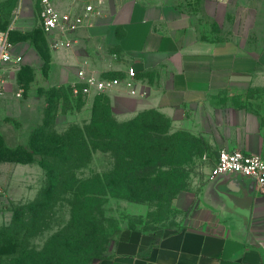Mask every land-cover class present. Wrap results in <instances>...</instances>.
I'll return each mask as SVG.
<instances>
[{
	"label": "crops",
	"instance_id": "0c3cea01",
	"mask_svg": "<svg viewBox=\"0 0 264 264\" xmlns=\"http://www.w3.org/2000/svg\"><path fill=\"white\" fill-rule=\"evenodd\" d=\"M55 2L76 14L88 4ZM35 4L41 9L39 0H18L19 16L6 28L22 65L38 68L44 58L28 38ZM100 10L75 33L71 49H51L47 38L49 85L69 86L82 68L127 78L134 66L136 92L122 84L105 93L118 119L157 110L172 132L205 138L219 151L264 156L263 117L246 106L248 89L264 85V41L250 47L251 39L264 38V0H103ZM4 76L8 97L14 73L8 67ZM96 95L85 96L91 106ZM177 203L185 213L180 228L124 229L102 264H264V194L252 179H208L180 191Z\"/></svg>",
	"mask_w": 264,
	"mask_h": 264
},
{
	"label": "rangeland",
	"instance_id": "374dc122",
	"mask_svg": "<svg viewBox=\"0 0 264 264\" xmlns=\"http://www.w3.org/2000/svg\"><path fill=\"white\" fill-rule=\"evenodd\" d=\"M78 1L89 4L97 2ZM17 2L4 0L0 29L6 28L11 20L16 19ZM30 18L32 30L28 38L42 54L44 63L38 68L22 64L10 66L15 80L13 92L8 97H3L4 94L0 97V231L12 226L15 212L23 206L25 213L22 221L14 225L11 232L14 234L19 231L18 240L29 247L41 248L50 241L61 244L81 230L85 233L92 227L96 229L97 243L102 252L90 264H102L110 256L124 229L150 232L180 228L185 217L177 203L180 192L158 193L155 198L143 202L118 195L90 199L88 204L78 202L71 190H67V185L75 179L94 176L97 170L107 165L108 157L104 153H97L90 164L81 155L56 158L47 153L37 154L31 156L34 159L32 162H20L15 160L16 157L9 159L7 149L30 147L31 135L39 127L45 125L48 133H66L74 124H85L91 115L88 100L79 105L75 99L67 100L66 91L58 97L52 88L61 85L48 84L50 48L47 35L42 29L39 5H34ZM15 37H18L17 34ZM262 40L264 38L251 39L250 47L254 46V42ZM19 92L21 95H18ZM246 94L250 98L247 108L259 113L264 121V85L252 86ZM170 131H174L172 126ZM203 139L206 144L203 154L187 161L183 165L185 172H180L185 180L183 189L192 191L204 185L210 179L211 169L217 162L219 150ZM42 163L53 169V176L61 181V186L52 200L44 202L40 215L35 218L28 206L43 198L49 182L48 168ZM0 260L3 263L9 262L11 256H1Z\"/></svg>",
	"mask_w": 264,
	"mask_h": 264
},
{
	"label": "trees",
	"instance_id": "16d2710c",
	"mask_svg": "<svg viewBox=\"0 0 264 264\" xmlns=\"http://www.w3.org/2000/svg\"><path fill=\"white\" fill-rule=\"evenodd\" d=\"M52 90L58 97L66 91L67 100L75 99L79 105L86 101L82 94L74 96L70 86L61 85ZM170 126V119L153 109L120 120L109 97L101 93L95 96L85 124H74L66 133H48L43 125L32 133L30 147L7 151L9 159L16 157L20 162H32V155L47 153L56 158L85 156L87 164L92 163L97 153H104L109 158L108 164L94 176L73 180L67 190H71L78 202L86 204L90 199L115 195L143 202L158 193L180 192L185 185L183 165L206 149L202 137L185 131L171 132ZM42 165L48 168L49 182L43 198L28 206L35 218L44 202L52 200L61 186V181L53 176V169ZM24 213L25 206L20 207L12 226L0 231V258L11 256L9 262L0 260V264H90L102 252L96 229L92 227L61 244L50 241L41 248L22 244L17 238L19 231L14 234L11 231L22 221Z\"/></svg>",
	"mask_w": 264,
	"mask_h": 264
},
{
	"label": "built area",
	"instance_id": "2783aa9c",
	"mask_svg": "<svg viewBox=\"0 0 264 264\" xmlns=\"http://www.w3.org/2000/svg\"><path fill=\"white\" fill-rule=\"evenodd\" d=\"M41 5L40 15L43 31L46 33L51 49H71L76 43L75 33L79 28L88 24L93 17L100 15V6L103 0L87 4L84 12L73 13L61 11L55 0H39ZM19 12H16L17 19ZM3 17V9L0 4V19ZM11 27L0 29V97L6 91L7 81L5 71L10 66L21 65L23 55L15 51V43L11 38ZM127 78L98 76L94 72L88 73L85 69H79L77 78L69 83L74 96L89 95L92 91L105 94L122 84L127 85L134 93L136 89L133 81L137 71L134 66L126 70ZM21 95V92L18 93ZM228 173H237L255 180L258 190L264 194V156L250 153L242 149L223 148L219 151L217 162L210 172V179L216 180Z\"/></svg>",
	"mask_w": 264,
	"mask_h": 264
},
{
	"label": "water",
	"instance_id": "95a60500",
	"mask_svg": "<svg viewBox=\"0 0 264 264\" xmlns=\"http://www.w3.org/2000/svg\"><path fill=\"white\" fill-rule=\"evenodd\" d=\"M241 175V174H240ZM245 177H247V176H245ZM248 178H250V177H248ZM250 179H252V178H250ZM254 182H255V180L254 179H252Z\"/></svg>",
	"mask_w": 264,
	"mask_h": 264
}]
</instances>
